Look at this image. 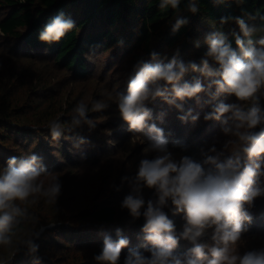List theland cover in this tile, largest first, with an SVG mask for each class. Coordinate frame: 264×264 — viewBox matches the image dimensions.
Here are the masks:
<instances>
[{
  "label": "clouds",
  "instance_id": "1",
  "mask_svg": "<svg viewBox=\"0 0 264 264\" xmlns=\"http://www.w3.org/2000/svg\"><path fill=\"white\" fill-rule=\"evenodd\" d=\"M162 9H179L180 0H159ZM187 11H199L197 0H188ZM229 18H221V25ZM255 19V18H253ZM188 19L182 15L175 17L172 32L187 25ZM240 34L235 35L234 49L223 32L206 35L207 51L200 63L178 59L179 50L169 60L156 52L150 53V60L140 58L133 65L126 92L116 94L120 117L133 134L147 132L150 141L147 152H154L152 158H142L133 177H122L127 182L129 193L123 198L121 208L126 209L135 220L144 218L142 226V247L129 248V239L120 229L115 236L105 234L102 249L94 256L97 264H119L122 250L128 248L123 264H264V248L252 249L241 254V235L247 230L253 217L247 207L253 206L257 197L264 195V109L258 102L257 93L264 89V38L254 46L253 37L264 33V17L259 23H246L236 18ZM75 27V21L63 11L58 12L43 27L39 39L45 43L58 42ZM199 47V42H196ZM167 60V62H165ZM188 72L199 73L208 80L207 87L197 77L192 81H182ZM214 89V91H213ZM208 92L211 100L221 95L234 96L239 102L213 104L204 120L221 123V131L231 137L222 150L212 146L202 159L197 161L189 156L176 159L167 147V139L162 128L153 120L148 105L162 98L168 105L183 109L186 98H197ZM109 107L99 100L91 109L80 102L73 109L70 127L60 120L50 125L53 139L59 140L65 133H72L85 126L89 131L96 124L89 117V111H101ZM163 113L159 119H163ZM198 120L189 109L179 119L187 122ZM258 129V130H257ZM86 137H79L74 147L90 144ZM229 145L235 146L226 155ZM47 174L43 157L33 153L24 158L10 157L0 170V245L11 246L20 225L25 222L38 224L39 220L29 212L28 205L43 197L47 203L55 204L61 194L62 185L56 178L47 185L42 179ZM153 189L155 199L143 198V190ZM117 191L119 189L117 188ZM171 203L174 214H183V230L177 234L174 222L163 211ZM146 205V206H145ZM143 209V211H141ZM211 230L210 243L200 242V238ZM44 228L33 230L19 244H23L36 259L39 238ZM181 239L190 241L192 247L185 253L174 249Z\"/></svg>",
  "mask_w": 264,
  "mask_h": 264
},
{
  "label": "rangeland",
  "instance_id": "2",
  "mask_svg": "<svg viewBox=\"0 0 264 264\" xmlns=\"http://www.w3.org/2000/svg\"><path fill=\"white\" fill-rule=\"evenodd\" d=\"M19 48L20 42L4 38L0 34V78L5 80L13 72V75L20 76L17 79L18 83L15 82V86L9 90L10 96L16 94L19 97L24 111H34L41 106L38 111L40 116L44 112L53 114L49 118L42 117L45 121L41 122L39 115H32L33 111L28 112L29 116H32V121L27 117L21 119L25 129L34 132L38 128L48 132L49 125L53 121L60 120L63 123L71 118L73 109L80 102H84L91 109L92 103L99 100L108 104L109 107L101 111H89V117L96 124L94 130L89 131L86 126L75 130L81 134V137L91 141L90 144L80 145L79 148L74 147L77 141H72L70 148H75L71 150L72 157L74 153L75 163H68L65 160L61 144L51 143L59 163L55 171H47L42 179L47 185L58 178L62 185L61 194L55 204L47 203L43 197H39L36 203L28 205L29 212L39 220V223H23V229L16 232L11 246L0 245V264H23L28 261L31 264H40L41 261H46V264H71L76 260H84L88 256V249L85 247L86 239L88 236L91 237L94 231L91 229L90 220H81L80 212L95 204L113 208L120 216L121 222L128 224V236L135 235L132 240H129L128 247L145 251L142 240L137 239L144 235L142 232L144 218L141 216L134 220L126 209L121 208L123 198L130 191L128 183L122 182V177H133L137 172L139 161L145 156L152 158L156 153L147 152L150 141L146 131L133 134L128 130L127 123L120 117L116 103V94L126 92L127 83L137 59L133 58L128 51L123 53V48L114 47L109 52H101L96 57H91L87 77L76 79L72 72L55 65L53 57L47 52L20 51ZM170 51L164 55L170 57ZM206 51L207 48L203 46L197 49L195 47L192 53L189 51L186 55L192 54L195 57H190L187 61L193 60L199 64ZM162 52L163 50L158 54ZM189 73L191 75L192 72ZM195 74L197 76L194 72ZM197 77L207 87L208 80L199 75ZM44 86L47 88L43 89ZM202 95L199 103L197 100L190 103L187 99L183 102L178 101L177 103H182V110L174 105H168L162 98H157L148 105L153 114V120L149 123L154 122L163 129L167 147L176 159L186 155L199 161L203 158L202 153H207L212 146L222 150L227 141L232 139L223 134L219 121L204 120V115L211 111L213 104L243 103L244 107H248V103H251L239 102L234 96L227 94L221 95L218 100H211L208 92ZM261 95H264V89L257 93V96ZM189 109L192 110L193 115L199 117L196 122H193L191 118L187 122L179 119ZM161 113L164 114L162 120L158 118ZM34 133H36L34 134L36 138L33 137L34 141L33 138H29L31 140L28 143L24 142L31 143V149H35L43 142L38 133ZM50 139L53 141V138ZM46 145L49 144L46 143ZM234 147L229 145L225 154H231ZM261 162H264V156L261 157ZM261 179L264 181V177ZM142 195L146 202L148 199L156 198L153 189L145 188ZM246 208L253 219L246 225L247 230L241 235L239 246L241 254L248 250L264 248V195L257 197L253 206H246ZM163 211H168L167 215L174 222L179 234L185 223L183 214H174L170 202ZM41 227L44 231L34 242L36 244L41 241L39 246L43 254L38 259L30 257L26 260L20 254V249L26 246L19 243L33 230L39 231ZM210 236L211 230H208L200 238V242L210 243ZM192 246L190 241L181 239L174 252L185 253ZM101 249L102 247H98L96 250H91L92 256L99 254ZM127 252L128 248L122 250L119 264H123ZM145 254L149 255L146 251ZM42 257L45 259L40 260Z\"/></svg>",
  "mask_w": 264,
  "mask_h": 264
},
{
  "label": "trees",
  "instance_id": "3",
  "mask_svg": "<svg viewBox=\"0 0 264 264\" xmlns=\"http://www.w3.org/2000/svg\"><path fill=\"white\" fill-rule=\"evenodd\" d=\"M187 3L188 0H180L179 9L174 10L171 7L160 8L159 0H0V34L4 38L20 42V51L47 52L53 57L55 65L72 72L76 79H84L89 74V59L101 52H109L114 47L123 48V53L128 51L137 60L140 58L150 60V53L162 50L159 55L163 58L168 56L164 54L171 50V56H168L170 60L178 49V59L187 61L190 57H195L192 54L186 55L189 51L192 53L195 47L197 49V41L199 46L207 48L206 35L219 31L225 33L232 47L237 49L234 34H240V29L236 18L252 24L259 23L260 17H264V0H197L199 11L195 14L187 11ZM61 11L75 21V27L58 42L41 41L39 39L41 30ZM179 14L186 17L188 23L174 33L171 30L172 24ZM222 17L229 18L223 25L220 23ZM261 38H264V33L253 37L254 46H259L256 41ZM13 74L14 72L5 80L0 78V170L6 166L10 157L24 158L35 153L43 157V164L48 172L55 171L59 160L56 153L54 155L52 142H58L63 146L62 155L68 163H75L74 153L73 157L71 153L75 148L70 146L72 141H78L81 137L76 131L65 133L59 140L52 141L50 131L37 128L34 132L38 133L43 142L35 149H31V143H24L25 141L28 143L31 140L29 138L36 135L21 124L24 117L32 121V116L30 117L28 112L33 110L24 111L19 97L16 94L10 96L9 88L14 87L20 77ZM197 76L194 72L191 75L188 72L181 82L192 81ZM45 88L47 87L44 86L43 89ZM198 95L200 99L204 94ZM186 99L190 103L197 100L196 97ZM258 102L264 108V95L258 96ZM40 109L41 106L34 109L32 115H39L41 122L45 121L42 117L49 118L53 115L44 112L40 116L38 113ZM70 119L63 122L65 127L71 126ZM80 218L82 221L90 220L94 232L85 242L88 256L71 264H97L91 250L102 247L105 234L115 236L116 230L120 229L129 240L135 236L134 234L128 236V224L121 222L115 210L106 205H92L80 212ZM23 226L24 224L20 225L17 231L23 229ZM137 239L142 240L141 237ZM40 243L41 241L36 244L39 246ZM20 254L26 260L34 257L27 247L21 248ZM42 254L39 246L36 257ZM23 264L31 263L28 261ZM40 264H46V261H41Z\"/></svg>",
  "mask_w": 264,
  "mask_h": 264
}]
</instances>
